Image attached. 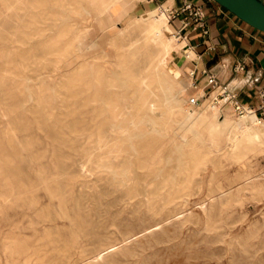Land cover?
<instances>
[{
    "label": "rangeland",
    "instance_id": "obj_1",
    "mask_svg": "<svg viewBox=\"0 0 264 264\" xmlns=\"http://www.w3.org/2000/svg\"><path fill=\"white\" fill-rule=\"evenodd\" d=\"M65 1L69 7L74 9L78 8L79 5H84L82 8H85V10L81 16L74 15V19L70 21L73 27H81L82 29L79 40L75 43L77 54L70 55L65 59H59L54 52H51L46 44L38 40L39 36L50 39V37L55 35L57 22L48 18L44 19V16L41 15L38 16L36 14L37 9L32 6L35 0H0V93L3 91L0 94V264H62L64 261L63 248L67 246L70 249L69 251L72 253L76 251L73 254L77 255V251L80 250L79 246L82 245H84L85 254L92 256L88 257L82 264H125L124 262L127 260L126 264H264V133L256 137H250L248 134L232 128L231 122H234V119L236 120L238 115L229 104H217L214 106L213 101L216 93L195 95V92L190 87L191 78L184 66L187 56H185L184 51L181 49L174 50L171 53L172 57L167 60L165 65L167 67L166 76L164 77L173 78L174 74L171 70H175L184 82L182 84L183 86L177 88L174 93L176 99L179 101L175 106H171L169 114L166 115L167 124L165 130L158 126L160 129L157 135L162 134L166 140L173 139L175 143L181 144L186 149L195 148L199 150V153H201L199 162L191 169L189 179L181 184L180 191L172 194L168 202L164 203L163 196L143 203V201H138L141 197L140 195L134 197L124 195L127 194L126 190L119 189V187L114 185L111 178L112 173L107 170V167L102 165V163L107 162L112 168L118 171L124 168L123 156L113 150L112 147L113 144L119 143V141L115 140L112 134L106 132L107 135L105 134L98 143L95 140L96 123L90 121L87 118L88 115L84 120L78 122V131L71 132L70 125L73 122L72 120L76 115L77 117L80 116V113H74L73 110L77 106H80L84 99L80 97L81 99L78 98L74 101L71 96V90H69V85L71 84L70 81L74 73L88 70L89 66L93 63L95 65L98 63L105 66V69L103 66L101 67L108 73L113 71L119 73L122 67H125L130 69V72L135 76H143V72L141 71L145 68L146 63H148L146 53L148 51H155L156 46L154 44L151 45V43H149L150 45L146 44L144 40L145 32H141L142 30L140 27H137V24L142 14L157 5L152 3L151 0H110L114 1L121 8L124 6L123 10L119 9L120 11H118V13H121L114 16V14L110 15L109 11H98L95 8L97 7V0ZM87 9L88 11H86ZM108 15H110L113 21L109 19ZM14 18H16V21ZM34 18L39 19L38 31L31 29L32 25L30 21ZM134 19L137 20L134 21ZM111 22L114 24L112 25ZM98 23L100 24L99 27ZM127 31L129 32L125 33ZM174 33L173 27H170L168 35L171 36ZM135 35L137 36L135 37ZM131 36H133V39ZM29 37L30 42H26ZM175 38L174 36L173 39ZM175 41L179 42L178 39ZM61 44L59 50H64L69 45V41H64ZM83 45L84 47H82ZM130 46L131 48H129ZM135 53L138 54L136 55ZM93 54L94 58L92 57ZM80 60L82 61L80 62ZM94 64L93 66H95ZM92 69L95 70L94 67ZM107 69L108 71H106ZM42 75L44 78H42ZM24 83L31 88L33 98H28V94L24 90ZM192 97H197V103L191 102L190 99ZM188 112L191 115L185 117ZM2 116L3 118H1ZM13 118H16V122ZM66 128L68 129L66 130ZM52 134L54 137L51 138ZM87 135L88 137H86ZM59 138L63 141L57 140ZM23 140L25 141L23 142ZM20 146H22V150L24 151L21 150ZM25 147L26 149H23ZM218 148L219 150H217ZM92 152L93 154L91 155ZM30 161L31 163H29ZM77 162L79 164L78 166ZM86 162L89 163L86 164ZM83 164L86 166H83ZM35 168L38 173H36ZM79 168H83L84 171ZM80 171L81 173H79ZM129 174L131 176L133 175L132 172H129ZM98 177L102 178L99 179ZM180 177L181 180L184 179L183 175ZM132 181L130 180L128 183L132 184ZM103 183L104 185L106 184V188L109 187L108 190L104 187ZM79 185L80 187L82 186V189ZM85 185L87 189L84 188ZM110 188L115 192H111ZM92 189L93 192L91 193ZM168 191L169 189L167 191L165 189L160 190L165 195L168 194ZM82 195L83 197L86 196L83 198ZM91 196L97 197L93 198ZM115 200L120 202V204ZM106 201L108 202L106 203ZM111 202H114V204L112 203L113 205H111ZM92 203L95 204L93 205L94 208ZM98 203L99 205H96ZM58 207L59 210L56 209ZM87 207L88 209H86ZM134 207L135 209H132ZM60 210L65 211L66 216H60L55 213ZM116 210L118 214L114 213ZM135 210H137V213ZM153 210H160V212L152 214ZM42 211H51V216H54V219H42L40 216ZM143 214L147 217L143 216ZM28 215L29 217H26ZM90 215L92 216L90 217ZM130 216L134 217L137 221ZM140 219L143 221H138ZM10 220H13L14 224H16L13 235H10V227L8 226ZM112 220L114 223L109 222ZM149 220L151 224L148 222ZM146 221L148 224H146ZM113 224L117 225V227ZM47 225L50 226L46 227ZM131 225L133 228L130 227ZM114 229L116 230L114 231ZM126 229L131 233L128 230L125 232ZM33 233L36 234L30 236ZM107 233L110 234L108 235ZM121 234L122 236L124 235V238L120 236ZM122 239L125 241H122ZM134 239L135 241L133 242ZM131 247L133 248L129 250ZM128 251L132 254L129 255ZM96 253H98L97 258L95 257ZM144 253L146 254V258H144ZM27 257L29 259L26 260ZM8 260H10V263ZM114 260L117 262L115 263Z\"/></svg>",
    "mask_w": 264,
    "mask_h": 264
},
{
    "label": "bare ground",
    "instance_id": "obj_2",
    "mask_svg": "<svg viewBox=\"0 0 264 264\" xmlns=\"http://www.w3.org/2000/svg\"><path fill=\"white\" fill-rule=\"evenodd\" d=\"M8 1V0H7ZM33 1V0H32ZM70 1V0H69ZM115 1V0H114ZM114 1H108V0H97V4L95 7L98 11H109L110 15L114 14H120L118 11L123 10L124 6L122 8L117 5ZM119 1V0H118ZM24 2V1H23ZM117 2V1H116ZM131 2V1H130ZM128 3V2H127ZM19 4V2H18ZM132 4V3H131ZM130 4V5H131ZM14 6V5H13ZM22 6V5H21ZM33 8L37 9L36 14L39 16H44V19H50L53 21H56L57 29L55 31V35L50 37V39H47L46 37L39 36L38 40L42 41L44 44H46L51 52H54L56 56L59 59H65L66 57H69L70 55H76V49H75V43L78 42L80 31L82 30L81 27H73L71 24V19H74V15H82L85 8H82V5H79L78 8H71L67 5V2L65 0H35L34 4H32ZM31 7V6H30ZM131 7V6H130ZM11 8V7H10ZM22 9V8H21ZM120 9V10H119ZM166 9V8H165ZM163 7L157 5L153 7L151 10L145 12L141 15V17L138 19L139 23L137 24V27H140L142 30L141 32H145V41L146 44L151 43V45L156 46V50L154 51H148L147 54V60L148 63H146V68H143L141 72H143V76H135L130 72V69H127L125 67H122L121 72L116 73L114 72H105L101 66V64L96 63L95 66L91 64L89 66V69L82 72H76L73 74V77L71 78V84L69 85V90H71V96L73 97V100L76 101L78 98H83L84 101L80 106H77L73 112L74 113H80V116L72 120V124L70 125L71 132L72 131H78L77 124L78 122L84 120L86 116L88 115V119L90 121H94L96 124V138L95 140L99 141L102 139V137L106 134V132H109L113 135L115 140L119 141V143H115L112 145L113 150L117 151L123 156V161L125 163L124 168L121 170H115L112 168L107 162L102 163L103 166L107 167V170L112 173V182L116 187H119V189H125L127 194H124L126 196L129 195V197H134L136 195H140L141 197L138 199L139 202H148L152 201L157 197L163 196V201L168 202L170 201L172 194L175 192H179L180 188L182 187L181 184L183 182L187 181L191 175V169L197 165L199 162V157L201 156V153H199V150L195 148L186 149L181 144H177L172 140H166V138L162 135H157L159 129L165 130L166 124H167V118L166 115L169 114V111L171 110V106H175L177 102L179 101L176 99V96L174 95L177 88L183 86V82L179 73L175 70H171V72L174 74L173 78L164 77L166 76V63L167 60L172 57L171 53L174 50L181 49L183 47L184 42H176V38H174V34L169 36L168 32L170 31V23L167 15V9L165 10ZM8 10V9H7ZM5 11V10H4ZM88 11V9L86 10ZM8 12V11H7ZM89 13V12H88ZM97 13V12H95ZM34 14V13H33ZM35 14V15H36ZM101 14V13H100ZM109 14V13H107ZM104 15V14H103ZM109 16V19L112 20ZM18 16V15H17ZM92 16H94L92 14ZM102 16V15H101ZM106 16V15H105ZM4 17V16H3ZM73 17V18H72ZM95 17V16H94ZM107 18V17H106ZM136 18V17H135ZM138 18V17H137ZM16 21V18H14ZM86 19V18H85ZM89 19V18H88ZM87 19V20H88ZM94 19V18H93ZM92 19V20H93ZM82 20V19H81ZM96 20V19H95ZM98 20V19H97ZM102 20V18H101ZM109 20V21H110ZM137 19H134L136 21ZM91 21V20H90ZM103 21V20H102ZM107 21V20H106ZM113 21V20H112ZM131 21V20H130ZM133 21V22H134ZM39 19L34 18L30 21L31 29L34 31H38ZM97 22V21H96ZM16 23V22H15ZM99 23H101L99 21ZM98 23V24H99ZM112 23V22H111ZM117 23V22H116ZM115 23V24H116ZM132 23V22H131ZM114 23H112L113 25ZM102 25V24H101ZM105 25V24H104ZM111 25V26H112ZM129 25V24H128ZM132 25V24H131ZM130 25V26H131ZM12 26V25H11ZM83 26V25H82ZM92 26V25H91ZM90 26V27H91ZM100 24L98 25V27ZM109 26V25H108ZM128 26V27H130ZM133 26V25H132ZM126 27V26H124ZM3 28V27H2ZM85 28V27H84ZM89 28V27H88ZM101 28V27H100ZM107 28V27H106ZM127 28V27H126ZM131 28V27H130ZM134 28V26H133ZM102 29V28H101ZM104 29V28H103ZM132 29V28H131ZM135 29V28H134ZM14 31V30H13ZM84 31V30H83ZM91 31V30H90ZM89 31V32H90ZM93 31V29H92ZM124 31V30H123ZM137 31V30H136ZM135 31V32H136ZM129 31L125 32L128 33ZM133 32V31H131ZM13 33V32H12ZM116 34V33H115ZM142 34V33H141ZM140 34V37H141ZM128 35V34H127ZM132 35V34H131ZM137 35H135L136 37ZM89 37V36H88ZM87 37V38H88ZM116 37V36H115ZM127 37V36H126ZM133 36H131L132 38ZM90 38V37H89ZM112 38V37H110ZM130 38V39H131ZM143 38V37H142ZM91 39V38H90ZM121 39V38H120ZM128 39V40H130ZM133 39V38H132ZM187 39V38H186ZM126 40V41H128ZM138 40V39H137ZM141 40V39H140ZM69 41V45L64 48V50H59V46L62 42ZM92 41V40H91ZM109 41V40H108ZM116 41V40H115ZM122 41V40H121ZM131 41V40H130ZM129 41V42H130ZM133 41V40H132ZM139 41V40H138ZM137 41V42H138ZM26 42H30V37L27 39ZM7 43V42H6ZM84 43V42H83ZM82 43V44H83ZM109 43V42H108ZM132 43V42H131ZM136 43V42H135ZM134 43V44H135ZM143 43V42H141ZM139 43V44H141ZM186 43V41H185ZM81 44V45H82ZM99 44V43H98ZM114 44V43H113ZM130 45V43H128ZM137 44V43H136ZM62 45V44H61ZM150 45V44H149ZM91 46V45H90ZM132 46V44H131ZM131 46L129 48H131ZM134 46V45H133ZM142 46V45H141ZM190 46V45H189ZM84 47V45L82 46ZM108 47V46H107ZM123 47V46H122ZM125 47V46H124ZM128 47V46H127ZM149 47V46H148ZM43 48V47H42ZM100 48V47H99ZM109 48V47H108ZM145 48V47H144ZM153 48V47H151ZM150 48V49H151ZM103 49V48H102ZM113 49V48H112ZM122 49V48H121ZM134 49V47H133ZM132 49V50H133ZM190 49V48H189ZM28 50V49H27ZM86 50V49H85ZM137 50V48H136ZM105 51V50H103ZM144 51V50H143ZM193 51V49H192ZM102 52V51H101ZM100 52V53H101ZM130 52V51H129ZM135 52V51H134ZM133 52V54H134ZM145 52V51H144ZM105 53V52H104ZM96 54V53H95ZM103 54V53H101ZM136 54V53H135ZM138 54V53H137ZM136 54V55H137ZM187 56L193 55L192 52L187 51ZM195 54V53H194ZM8 55V54H7ZM98 55V54H96ZM106 55V53H105ZM111 55V54H110ZM131 55V54H130ZM116 56V55H115ZM143 56V55H142ZM8 57V56H7ZM6 57V58H7ZM94 58V54L92 56ZM96 57V56H95ZM102 57V56H99ZM108 57H110L108 55ZM132 57V56H131ZM88 58V57H87ZM91 58V57H90ZM111 58V57H110ZM138 58V57H137ZM114 59V58H113ZM132 59V58H131ZM139 59V58H138ZM21 60V58H20ZM110 60V59H109ZM118 60V59H117ZM146 60V59H145ZM172 60V59H171ZM18 61V60H17ZM82 60H80L81 62ZM126 61V60H125ZM135 61V60H134ZM32 62V61H31ZM79 62V63H80ZM116 62V60H115ZM142 62V61H141ZM19 63V61H18ZM78 63V62H77ZM109 63V61H108ZM113 63V62H112ZM128 63V62H127ZM140 63V62H139ZM138 63V64H139ZM69 64V63H68ZM89 64V63H88ZM105 64V63H104ZM107 64V63H106ZM136 64V62H135ZM14 65V64H13ZM109 65V64H107ZM136 66V65H135ZM95 68L93 70L92 68ZM105 69V66H103ZM113 67V66H111ZM139 67V66H138ZM25 68V67H24ZM108 68V67H106ZM141 68V67H139ZM171 68V67H170ZM109 69V68H108ZM108 69L106 71H108ZM113 69V68H112ZM115 70V69H114ZM140 70V69H139ZM60 71V70H59ZM145 71V72H144ZM35 72V71H34ZM50 72V71H49ZM57 72V71H56ZM118 72V69H117ZM134 72V71H133ZM46 73V72H45ZM44 73V74H45ZM48 73V72H47ZM61 73V72H60ZM67 73V72H66ZM140 73V72H139ZM138 73V74H139ZM59 74V73H58ZM62 74V73H61ZM141 74V73H140ZM170 74V73H169ZM48 75V74H47ZM60 75V74H59ZM168 75V74H167ZM171 75V74H170ZM48 77V76H47ZM50 77V76H49ZM170 77V76H169ZM23 78V77H22ZM42 78L43 75H42ZM54 78V77H53ZM39 79V78H38ZM37 79V80H38ZM41 80V79H40ZM48 80V79H47ZM51 80V79H50ZM49 80V81H50ZM55 80V79H53ZM4 81V80H3ZM33 81V80H32ZM47 81V82H49ZM38 82V81H37ZM40 82V81H39ZM51 82V81H50ZM55 82V81H54ZM44 83V82H43ZM46 83V82H45ZM25 84V83H24ZM55 84V83H54ZM56 85V84H55ZM8 86V85H6ZM50 86V85H49ZM221 87V86H220ZM1 88V86H0ZM51 88V87H50ZM223 88V87H222ZM221 88V89H222ZM49 89V87H48ZM55 89V87H54ZM24 90L28 94V98H31L33 95V92L31 88L28 85H24ZM56 92V91H55ZM3 93V91L1 92ZM0 93V94H1ZM59 95V94H58ZM34 97V96H33ZM32 97V98H33ZM80 98V99H81ZM46 102V101H45ZM14 103V102H13ZM56 103V102H55ZM17 104V103H16ZM63 104V103H62ZM73 104V103H72ZM77 104V103H76ZM53 105V104H52ZM210 105V104H209ZM208 105V106H209ZM4 106V105H3ZM213 106V105H212ZM5 107V106H4ZM3 107V108H4ZM9 107V106H8ZM7 107V108H8ZM12 107V106H11ZM39 107V106H38ZM178 107V106H177ZM180 107V106H179ZM82 108V109H81ZM217 108V107H216ZM63 109V108H62ZM212 109V108H211ZM1 110V109H0ZM5 110V109H4ZM24 110V109H23ZM219 110V109H218ZM3 111V110H2ZM8 111H10L8 109ZM42 112V111H41ZM62 112V111H61ZM195 112V110H194ZM20 113V112H19ZM193 113V112H192ZM4 114V113H3ZM2 114V115H3ZM86 114V115H85ZM208 114V113H207ZM191 113H186L185 117H189ZM198 115V114H197ZM202 115V114H201ZM200 115V116H201ZM4 116V115H3ZM3 116L1 118H3ZM6 116V115H5ZM205 116V115H204ZM207 116V115H206ZM210 116V115H209ZM18 117V116H17ZM184 117V116H183ZM6 118V117H5ZM211 118V117H210ZM16 119V118H15ZM13 118V120H15ZM22 119V118H21ZM39 119V118H38ZM215 119V118H214ZM228 119V118H227ZM226 119V120H227ZM224 120V119H223ZM231 120V119H230ZM5 121V120H4ZM43 121V120H42ZM214 121V120H213ZM229 121V119H228ZM9 122V121H8ZM16 122V120H15ZM14 122V123H15ZM218 122V121H217ZM5 123V122H4ZM18 123V122H17ZM41 123V122H40ZM215 123V122H214ZM224 123V122H223ZM231 127L237 130H240L244 132L245 134H248L250 137H256L260 134L264 133V122L258 121V119L255 117L254 114H248L243 117H237V119H234V122H231ZM1 124V123H0ZM3 124V123H2ZM7 124V123H6ZM5 124V125H6ZM13 124V123H12ZM54 124V123H53ZM89 124V122H88ZM11 125V124H9ZM47 125V124H46ZM229 125V124H227ZM8 126V125H7ZM6 126V127H7ZM15 126V124H14ZM93 126V125H92ZM160 126V128H158ZM222 126V125H221ZM220 126V127H221ZM5 127V126H4ZM26 127V126H25ZM223 127V126H222ZM11 128V127H9ZM1 129V128H0ZM12 129V128H11ZM20 129V128H18ZM29 129V128H28ZM37 129V128H36ZM68 128H66L67 130ZM215 129V128H214ZM230 129V126H229ZM61 130V129H60ZM81 130V129H80ZM19 131V130H18ZM69 131V130H68ZM13 132V131H12ZM20 132V131H19ZM226 132V131H225ZM8 133V132H7ZM10 133V132H9ZM22 133V132H21ZM67 133V132H66ZM65 133V134H66ZM73 133V132H72ZM230 133V132H229ZM18 134V133H17ZM41 134V133H40ZM160 134V133H159ZM32 135V134H31ZM38 135V134H37ZM51 135V134H50ZM59 135V134H58ZM57 135V136H58ZM67 135V134H66ZM91 135V134H90ZM107 135V134H106ZM25 136V135H24ZM36 136V134H35ZM69 136V135H68ZM73 136V134H72ZM82 136V134H81ZM18 137V136H17ZM27 137V136H26ZM34 137V136H33ZM43 137V136H42ZM54 137L53 134L51 138ZM56 137V136H55ZM76 137V136H75ZM88 137V135L86 136ZM168 137V136H167ZM229 137V136H228ZM8 138V137H7ZM12 138V137H11ZM16 138V137H15ZM23 138V137H22ZM25 138V137H24ZM41 138V137H40ZM39 138V139H40ZM106 138V137H104ZM109 138V137H108ZM19 139V138H18ZM69 139V138H68ZM71 139V138H70ZM85 139V138H84ZM182 139V138H181ZM244 139V138H243ZM13 140V139H12ZM17 140V139H16ZM22 140V139H20ZM31 140V139H30ZM35 140V139H34ZM53 140V139H52ZM57 140H61L60 138ZM74 140V139H73ZM78 140V139H77ZM80 140V139H79ZM86 140V139H85ZM219 140V139H218ZM234 140V139H233ZM7 141V140H6ZM18 141V140H17ZM25 140H23L24 142ZM43 141V140H42ZM63 141V140H61ZM67 141V140H66ZM113 141V140H112ZM228 141V139H227ZM240 141V140H239ZM244 141V140H242ZM241 141V142H242ZM22 142V144H23ZM48 143V141H46ZM68 142V141H67ZM86 142V141H85ZM84 142V143H85ZM258 142V141H257ZM7 143V142H6ZM32 143V142H31ZM45 143V144H47ZM83 143V144H84ZM93 143V142H92ZM111 143V142H109ZM108 143V144H109ZM229 143V142H228ZM233 143V142H232ZM231 143V144H232ZM240 143V142H238ZM248 143V142H247ZM10 144V143H9ZM21 144V145H22ZM50 144V143H49ZM48 144V145H49ZM65 145L64 143H62ZM61 144V145H62ZM81 144V145H83ZM86 144V143H85ZM102 144V143H100ZM186 144V143H185ZM230 144V143H229ZM228 144V146H229ZM260 144V143H259ZM264 144V143H263ZM37 145V144H36ZM40 145V144H38ZM98 145V144H97ZM236 146V144H234ZM246 146V144H244ZM256 145V144H255ZM258 145V143H257ZM51 146V145H50ZM69 146V145H68ZM71 146V145H70ZM99 146V145H98ZM107 146V145H105ZM104 146V147H105ZM194 146V145H193ZM244 146V147H245ZM260 146V145H259ZM21 150H22V146ZM35 147V146H34ZM46 147V146H44ZM55 147V146H54ZM61 147V146H58ZM77 147V146H76ZM95 147V146H94ZM198 147V146H197ZM212 147V146H211ZM58 149L57 147H55ZM78 148V147H77ZM96 148V147H95ZM200 148V147H198ZM209 148V147H208ZM217 148V147H216ZM239 148V147H238ZM263 148V147H262ZM23 149H26L23 148ZM40 149V148H39ZM38 149V150H39ZM43 149V148H42ZM52 149V148H50ZM60 149V148H59ZM70 149V148H69ZM76 149V148H75ZM74 149V150H75ZM92 149V148H91ZM237 149V148H236ZM257 149V148H256ZM66 150V149H65ZM93 150V149H92ZM106 150V149H105ZM204 150V149H203ZM208 150V149H207ZM219 150V148L217 149ZM227 150V149H226ZM244 150V149H242ZM251 150V149H250ZM258 150V149H257ZM262 150V149H261ZM24 151V150H22ZM42 151V150H41ZM57 151V150H56ZM67 151V150H66ZM69 151V150H68ZM98 151V150H95ZM36 152V151H35ZM70 152V151H69ZM77 152V151H76ZM116 152V153H117ZM202 152V151H201ZM213 152V151H212ZM242 152V151H241ZM65 153V152H64ZM73 153V152H72ZM75 153V152H74ZM79 153V152H78ZM214 153V152H213ZM50 154V152H49ZM68 154V153H67ZM70 154V153H69ZM93 152L91 153V155ZM106 154V153H104ZM109 154V153H107ZM112 154V153H110ZM203 154H205L203 152ZM224 154V153H222ZM33 155V154H32ZM63 155V154H62ZM90 155V154H89ZM102 155V154H101ZM208 155V154H207ZM240 155V153H239ZM22 156V155H21ZM20 156V157H21ZM38 156V155H37ZM46 156V155H45ZM72 156V155H71ZM74 156V155H73ZM77 156V155H76ZM75 156V157H76ZM79 156V154H78ZM88 156V155H86ZM100 156V155H99ZM105 156V155H104ZM19 157V161H20ZM35 157V156H34ZM41 157V156H40ZM51 157V156H50ZM56 157V156H55ZM61 157V156H60ZM68 157V156H67ZM98 157V156H97ZM117 157V156H115ZM213 157V156H212ZM243 157V155H242ZM26 158V157H25ZM57 158V157H56ZM55 158V159H56ZM63 158V157H62ZM65 158V157H64ZM80 158V157H79ZM83 158V157H82ZM114 158V157H113ZM32 159V158H31ZM53 159V158H52ZM67 159V158H65ZM70 159V158H69ZM68 159V160H69ZM72 159V158H71ZM87 159V157H86ZM89 159V158H88ZM103 159V158H102ZM106 159V158H105ZM112 159V158H111ZM118 159V158H117ZM74 160V159H73ZM80 160V159H79ZM83 160V159H81ZM32 161V160H31ZM31 161L29 163H31ZM48 161V160H47ZM77 161V160H76ZM88 161V160H87ZM90 161V159H89ZM94 161V160H93ZM92 161V163H93ZM113 161V160H112ZM57 162V161H56ZM55 162V164H56ZM80 162V161H79ZM95 162V161H94ZM114 162V161H113ZM28 163V162H27ZM26 163V165H27ZM75 163V162H74ZM89 163V162H88ZM86 162V164H88ZM96 163V162H95ZM118 163V162H115ZM2 164V163H1ZM43 164V163H42ZM44 165V164H43ZM68 165V164H67ZM77 162V166H78ZM91 165V164H90ZM89 165V166H90ZM97 165V164H96ZM100 165V164H98ZM114 165V164H113ZM119 165V164H118ZM29 166V165H28ZM45 166V165H44ZM69 166V165H68ZM67 166V167H68ZM72 166V165H71ZM74 166V164H73ZM76 166V167H77ZM83 166H86L83 164ZM121 166V165H120ZM122 166V167H123ZM27 167V166H26ZM57 167V166H56ZM65 167V165H64ZM115 167V166H114ZM46 168V167H45ZM43 168V169H45ZM74 168V167H73ZM85 168V167H84ZM103 168V167H102ZM119 168V167H117ZM116 168V169H117ZM213 168V167H212ZM29 169V168H27ZM75 169V168H74ZM73 169V170H74ZM80 169V168H79ZM86 169V168H85ZM202 169V168H201ZM36 170V168H35ZM62 170V168H61ZM64 170V169H63ZM72 170V169H71ZM83 170L84 169H80ZM87 170V169H86ZM92 170V167H91ZM96 170V169H95ZM204 170V169H203ZM202 170V171H203ZM207 170V169H206ZM213 170V169H212ZM11 171V170H10ZM25 171V170H24ZM77 171V168H76ZM28 172V171H27ZM65 172V170H64ZM68 172V169H67ZM91 172V171H90ZM129 172L133 173L131 176ZM36 173L38 171L36 170ZM62 173V172H61ZM75 173V172H74ZM73 173V174H74ZM81 173V171L79 172ZM78 173V174H79ZM86 173V172H85ZM203 174V172H202ZM52 175V174H51ZM61 175V174H60ZM66 175V173H65ZM70 175V172H69ZM181 175L184 176V179L181 180ZM41 176V175H40ZM68 176V175H67ZM85 176V175H84ZM94 176V174H93ZM200 176V175H199ZM205 176V174H204ZM49 177V176H48ZM59 177V176H57ZM74 177V176H73ZM88 177V176H87ZM86 177V178H87ZM92 177V176H91ZM100 177V176H99ZM98 177V178H99ZM54 178V177H53ZM83 178V177H82ZM102 178V177H101ZM99 178V179H101ZM206 178V177H205ZM204 178V179H205ZM208 178V176H207ZM43 179V178H42ZM93 179V178H92ZM104 179V178H103ZM102 179V181H103ZM106 179V177H105ZM47 180V179H46ZM59 180V179H58ZM94 180V179H93ZM97 180V179H96ZM110 180V179H109ZM130 180H133L132 184H129L128 182ZM202 180V178H201ZM56 181V180H55ZM90 181V180H89ZM88 181V182H89ZM197 181V180H196ZM199 181V180H198ZM205 181V180H204ZM203 181V182H204ZM44 182V181H42ZM60 182V181H59ZM96 182V181H94ZM208 182V181H207ZM52 183V181H51ZM100 183V182H99ZM105 183V182H104ZM103 183V185H104ZM205 183V182H204ZM211 183V182H210ZM55 184V183H54ZM198 184V183H197ZM50 185V184H49ZM74 185V184H73ZM95 185V184H94ZM102 185V184H101ZM106 185V184H105ZM104 185V187H105ZM108 185V184H107ZM199 185V184H198ZM46 186V185H45ZM97 186V185H96ZM100 186V185H99ZM141 186V189H140ZM47 187V186H46ZM63 187V186H62ZM80 187V185H79ZM86 185L84 186V188ZM98 187V186H97ZM78 188V187H77ZM82 189V186L80 187ZM79 188V189H80ZM83 188V189H84ZM93 188V187H92ZM100 188V187H99ZM103 188V187H102ZM106 188V187H105ZM109 188V187H108ZM108 188H106L108 190ZM113 188V186H112ZM217 188V187H216ZM87 189V188H85ZM89 189V188H88ZM91 189V188H90ZM111 189V188H110ZM116 189V188H115ZM161 189H169L167 192L168 194H162L160 192ZM78 190V189H77ZM75 190V191H77ZM29 191V190H28ZM82 191V190H81ZM105 191V190H103ZM115 192L111 189V192ZM80 192V191H77ZM85 192V191H83ZM93 192V189L91 193ZM106 192V191H105ZM118 192V191H117ZM122 192V191H121ZM206 192V191H205ZM45 193V192H44ZM86 193V192H85ZM104 193V192H101ZM108 193V191H107ZM106 193V195H107ZM105 194V193H104ZM115 194V193H114ZM121 194V193H120ZM111 195V194H110ZM219 195V194H218ZM86 196V195H85ZM84 196V197H85ZM90 196V195H89ZM105 196V195H104ZM122 196V195H121ZM52 197V196H51ZM83 197V195H82ZM83 197V198H84ZM93 197V196H91ZM97 197V196H96ZM93 197V198H96ZM102 197V196H101ZM217 197V196H216ZM55 198V197H54ZM80 198V196H79ZM116 198V196H115ZM119 198V197H118ZM117 198V199H118ZM53 199V198H52ZM73 199V198H72ZM78 200V198H76ZM100 199V198H99ZM104 199V198H102ZM120 199V198H119ZM118 199V201H120ZM133 199V198H130ZM6 200V199H5ZM50 200V199H49ZM85 200V199H84ZM94 200V199H93ZM92 200V201H93ZM96 200V199H95ZM101 200V199H100ZM99 200V201H100ZM122 200V199H121ZM128 200V199H127ZM89 201V200H88ZM87 201V202H88ZM91 201V202H92ZM110 201V200H109ZM112 201V199H111ZM117 203L120 204L117 200H115ZM125 201V200H124ZM122 201V202H124ZM210 201V200H209ZM46 202V201H45ZM82 202V201H81ZM98 202V201H96ZM101 202V201H100ZM108 201H106L107 203ZM127 202V201H126ZM90 203V202H89ZM102 203V202H101ZM114 202H111V205H113ZM125 203V202H124ZM130 203V202H129ZM163 203V204H164ZM19 204V203H18ZM78 204V203H77ZM137 204V203H136ZM135 204V205H136ZM162 204V203H161ZM178 204V203H177ZM17 205V204H16ZM43 205V204H42ZM56 205V204H55ZM53 205V206H55ZM71 205V204H70ZM95 205L92 203V206ZM96 205H99L96 204ZM110 205V206H111ZM123 205V204H122ZM126 205V204H125ZM140 205V204H138ZM3 206V205H2ZM47 206V205H46ZM59 206V205H58ZM80 206V205H79ZM84 206V205H83ZM82 206V207H83ZM107 206V205H105ZM119 206V205H118ZM127 206V205H126ZM152 206V205H151ZM19 207V206H17ZM68 207V206H67ZM97 207V206H96ZM101 207V206H100ZM116 207V205H115ZM123 207V206H122ZM133 207V206H132ZM200 207V206H199ZM55 208V207H54ZM61 208V207H60ZM94 208V206H93ZM99 208V207H98ZM108 208V207H107ZM127 208V207H126ZM141 208V207H140ZM148 208V207H147ZM20 209V208H18ZM59 210V207L56 208ZM62 209V208H61ZM68 209V208H67ZM78 209V207H77ZM88 209V207L86 208ZM90 209V208H89ZM100 209V208H99ZM103 209V208H102ZM120 209V208H119ZM125 209V208H124ZM131 209V208H130ZM132 209H135L132 208ZM139 209V208H138ZM150 209V208H149ZM148 209V210H149ZM154 209V208H153ZM160 209H162L160 207ZM84 210V209H83ZM104 210V209H103ZM109 210V209H107ZM129 210V209H128ZM140 210V209H139ZM151 210V209H150ZM13 211V210H12ZM21 211V210H20ZM98 211V210H97ZM105 211V210H104ZM122 211V210H121ZM120 211V212H121ZM130 211V210H129ZM127 211V212H129ZM137 213V210H135ZM143 211V210H142ZM177 211V210H176ZM7 212V211H6ZM11 212V211H10ZM90 212V211H89ZM107 212V211H106ZM113 212V211H112ZM139 212V211H138ZM160 210H153L152 214L159 213ZM183 212V211H182ZM194 212V210H192ZM23 213V212H22ZM56 214L63 216H66V212L63 210L55 212ZM109 213V212H108ZM114 213H117L114 211ZM10 214V213H9ZM27 214V213H26ZM69 214V213H68ZM72 214V213H71ZM93 214V213H92ZM118 214V213H117ZM128 214V213H127ZM134 215V213L132 212ZM131 214V215H132ZM139 214V213H138ZM136 214V215H138ZM147 214V213H146ZM178 214V213H177ZM13 215V213H12ZM16 215V214H15ZM34 215V214H33ZM51 211H42L40 216L42 219H49L53 220L54 216H51ZM100 215V214H99ZM108 215V214H107ZM116 216V214H114ZM176 215V214H175ZM70 216V214H69ZM92 215H90L91 217ZM96 216V215H94ZM98 216V215H97ZM106 216V215H103ZM102 216V217H103ZM123 216V215H122ZM128 216V215H127ZM143 216H146L143 214ZM149 216V215H148ZM15 217V216H14ZM23 217V216H22ZM26 217H29L26 216ZM56 217V216H55ZM99 217V216H98ZM101 217V218H102ZM131 217V216H130ZM142 217V216H141ZM147 217V216H146ZM144 217V218H146ZM153 217V216H152ZM172 217V216H171ZM174 217V216H173ZM61 218V217H60ZM108 218V216H107ZM120 218V217H119ZM134 219V217H131ZM154 218V217H153ZM21 219V218H20ZM19 219V222H20ZM29 219V218H27ZM33 219H35L33 217ZM40 219V217H39ZM41 219V220H42ZM112 219H114L112 217ZM32 220V219H31ZM57 220V219H56ZM59 220V219H58ZM61 220V219H60ZM123 220V218H122ZM130 220V219H128ZM136 220V219H134ZM145 220V219H144ZM148 220V219H147ZM154 220V219H153ZM157 220V219H156ZM155 220V221H156ZM167 220V219H166ZM183 220V219H181ZM64 221V220H63ZM96 221V219H95ZM101 221V220H100ZM137 221V220H136ZM143 221V220H138ZM160 221V220H159ZM28 222V221H27ZM26 222V223H27ZM34 222V221H33ZM32 222V223H33ZM69 222V221H68ZM73 222V221H72ZM86 222V221H85ZM109 222H113L109 221ZM118 222V221H117ZM125 223V221H123ZM133 222V221H132ZM150 222V220L148 221ZM36 223V221H35ZM39 223V222H38ZM41 223V222H40ZM64 223V222H63ZM89 223V222H88ZM96 223V222H95ZM98 223V221H97ZM101 223V222H100ZM114 223V222H113ZM121 223V221H120ZM128 223V222H127ZM126 223V224H127ZM131 223V222H130ZM135 223V222H134ZM24 224V223H23ZM105 224V223H104ZM110 224V223H109ZM117 224V223H116ZM119 224V223H118ZM132 224V223H131ZM146 224L147 221H146ZM151 224V222H150ZM40 225V224H39ZM115 225V224H113ZM111 225V226H113ZM123 225V224H122ZM137 225V224H136ZM155 225V223H154ZM8 226L10 227V235H13L14 229L16 227V224H14L13 220H10L8 223ZM44 226V225H43ZM50 225H47L48 227ZM53 226V225H51ZM65 226V225H64ZM73 226V225H72ZM102 226V225H101ZM117 227V225H115ZM120 226V224H119ZM129 226V225H127ZM150 226V225H149ZM160 226V225H159ZM108 227V226H107ZM123 227V226H122ZM125 227V226H124ZM132 227V225L130 226ZM129 227V228H130ZM144 227V226H143ZM157 227V226H156ZM20 228V227H19ZM77 228V227H76ZM92 228V227H91ZM99 228V227H98ZM102 228V227H101ZM121 228V227H120ZM133 228V227H132ZM148 228V227H146ZM162 228V227H161ZM21 229V228H20ZM85 229V228H84ZM140 229V228H139ZM149 229V228H148ZM147 229V230H148ZM39 230V229H38ZM41 230V229H40ZM45 230V229H44ZM72 230V229H71ZM90 230V229H89ZM94 230V229H93ZM98 230V229H97ZM105 230V229H104ZM116 229H114L115 231ZM128 229L125 230V232ZM164 230V229H163ZM22 231V230H21ZM34 231V230H33ZM43 231V230H42ZM49 231V230H48ZM109 231V230H108ZM124 231V230H123ZM122 231V232H123ZM129 231V230H128ZM112 232V231H111ZM120 232V231H119ZM130 232V231H129ZM135 232V231H133ZM132 232V233H133ZM20 233V232H19ZM23 233V232H22ZM73 233V232H72ZM75 233V232H74ZM79 233V232H78ZM84 233V232H83ZM128 233V232H127ZM131 233V232H130ZM136 233V232H135ZM154 233V232H153ZM36 233L30 234L34 235ZM49 234V233H48ZM54 234V233H53ZM58 234V233H57ZM63 234V233H62ZM108 234V233H107ZM110 234V233H109ZM108 234V235H109ZM119 234V233H118ZM117 234V235H118ZM124 234V233H122ZM121 237L124 238V235ZM28 235V234H27ZM51 235V234H50ZM75 236V234H73ZM99 235V234H98ZM135 235V234H134ZM29 236V235H28ZM131 236V235H129ZM133 236V235H132ZM42 237V236H41ZM64 237V236H63ZM76 237V236H75ZM117 237V236H116ZM127 238V236H125ZM150 237V236H147ZM119 238V237H117ZM143 238V237H142ZM146 238V237H145ZM8 239V238H7ZM100 239V238H99ZM98 239V240H99ZM114 239V238H113ZM141 239V238H140ZM149 239V238H148ZM154 239V238H153ZM3 240V237H2ZM38 240V239H37ZM56 240V239H55ZM62 240V239H61ZM94 240V239H93ZM106 240V239H105ZM108 240V239H107ZM110 240V238H109ZM118 240V239H116ZM121 240V239H120ZM151 240V239H150ZM36 241V240H35ZM59 241V240H58ZM69 241V240H68ZM90 241V240H89ZM103 241V240H102ZM101 241V242H102ZM119 241V240H118ZM122 241H125L122 239ZM127 241V240H126ZM132 241V240H131ZM135 239L133 240V242ZM147 241V240H146ZM27 242V241H26ZM54 242V241H53ZM79 242V241H77ZM121 242V241H120ZM138 242V241H136ZM135 242V243H136ZM140 242V241H139ZM144 242V240H143ZM87 243V242H86ZM89 243V242H88ZM95 243V242H93ZM97 243V242H96ZM100 243V242H99ZM108 243V242H106ZM142 243V242H141ZM3 244V243H2ZM111 244V243H110ZM113 244V242H112ZM115 244V243H114ZM10 245V244H9ZM42 245V244H41ZM81 245V244H80ZM137 245V244H136ZM1 246V245H0ZM40 246V245H38ZM61 246V245H60ZM79 246V245H78ZM87 246V245H85ZM89 246V244H88ZM91 246V245H90ZM112 246V245H111ZM111 246H109L111 248ZM130 246V245H129ZM135 246V245H134ZM141 246V245H140ZM36 247V246H35ZM67 247V246H66ZM63 248L64 251L63 257L64 261L62 264H82L83 261L87 260L88 254H85V248L84 245L79 246L80 250L77 251V255L73 254L75 252L69 251L70 249ZM115 247V245H114ZM143 247V246H142ZM5 248V247H4ZM52 248V247H51ZM55 248V247H54ZM59 248V247H58ZM99 248V247H98ZM121 249V247H119ZM124 248V247H122ZM126 248V247H125ZM133 247L129 248L131 250ZM77 249V248H76ZM75 249V250H76ZM141 249V247H140ZM136 250V249H135ZM143 250V248H142ZM74 251V250H73ZM88 251V250H87ZM103 251V250H101ZM133 251V250H132ZM94 252V251H93ZM110 252V251H109ZM122 252V251H121ZM138 252H140L138 250ZM9 253V252H8ZM102 253V252H101ZM111 253V252H110ZM116 253V252H115ZM129 253V251H128ZM108 254V253H107ZM132 254V253H131ZM129 253V255H131ZM134 254V253H133ZM137 254V253H136ZM75 255V256H74ZM98 253L95 254V257L97 258ZM118 255V254H117ZM143 255V254H142ZM144 258H146V254L144 253ZM104 256V255H103ZM107 256V255H106ZM124 256V255H122ZM2 257V256H1ZM10 257V256H9ZM39 257V256H38ZM92 257V256H91ZM94 257V258H95ZM108 257V256H107ZM106 257V258H107ZM114 257V256H112ZM116 257V256H115ZM139 257V256H138ZM95 258V259H96ZM124 258V257H122ZM7 259V258H6ZM11 259V258H10ZM29 259V257L26 258V260ZM40 259V258H39ZM101 259V258H99ZM111 259V258H110ZM126 259V258H125ZM128 259V258H127ZM15 260V259H14ZM38 260V259H37ZM93 260V259H92ZM119 260V259H117ZM131 260V258H130ZM10 263V260H8ZM17 261V260H16ZM34 261V260H33ZM105 261V260H104ZM115 261V260H114ZM128 261V260H127ZM124 262L125 264L127 263ZM135 261V260H134ZM133 261V263H134ZM137 261V260H136ZM144 262V260H142ZM91 262V261H90ZM117 261H115L116 263ZM121 263V261H119ZM118 262V263H119ZM30 263V261H29ZM50 263V261H49ZM99 263V262H98ZM108 263V262H107ZM123 263V261H122ZM132 263V262H131ZM110 264V263H108ZM146 264V263H145Z\"/></svg>",
    "mask_w": 264,
    "mask_h": 264
},
{
    "label": "crops",
    "instance_id": "obj_3",
    "mask_svg": "<svg viewBox=\"0 0 264 264\" xmlns=\"http://www.w3.org/2000/svg\"><path fill=\"white\" fill-rule=\"evenodd\" d=\"M151 2L167 9L170 27L175 32L182 28V34L176 39L184 42L181 50L185 56L187 51L193 54L186 57L184 66L187 73L194 70L193 76L188 75L195 95H218L224 89L243 105L254 106L258 103V90L264 84L263 31L249 25L215 0ZM185 3L202 7L207 33L190 25L183 26L180 17L171 18L170 12L180 9ZM209 74L215 75L218 87L212 88L208 82Z\"/></svg>",
    "mask_w": 264,
    "mask_h": 264
},
{
    "label": "built area",
    "instance_id": "obj_4",
    "mask_svg": "<svg viewBox=\"0 0 264 264\" xmlns=\"http://www.w3.org/2000/svg\"><path fill=\"white\" fill-rule=\"evenodd\" d=\"M171 18L180 17L181 24L183 26H193L199 28L203 33L208 32L205 13L201 6L192 5L191 3H185L180 9L170 12ZM182 34V28H178L174 33L175 37L179 38ZM190 76L194 75V70L188 72ZM215 75L209 74L208 82L212 85V88L218 87V83L215 79ZM258 103L254 106H247L241 104L233 94L225 91L224 89L215 96L213 104H229L233 108L238 117H243L248 114H254L258 121L264 122V84L260 87L257 94ZM192 103H197V97H192Z\"/></svg>",
    "mask_w": 264,
    "mask_h": 264
},
{
    "label": "water",
    "instance_id": "obj_5",
    "mask_svg": "<svg viewBox=\"0 0 264 264\" xmlns=\"http://www.w3.org/2000/svg\"><path fill=\"white\" fill-rule=\"evenodd\" d=\"M249 25L264 32V0H215Z\"/></svg>",
    "mask_w": 264,
    "mask_h": 264
}]
</instances>
